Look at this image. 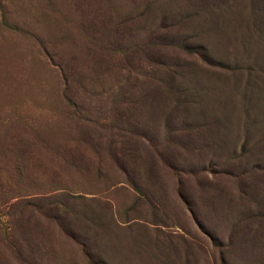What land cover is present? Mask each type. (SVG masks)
I'll use <instances>...</instances> for the list:
<instances>
[{"label":"rangeland","instance_id":"1","mask_svg":"<svg viewBox=\"0 0 264 264\" xmlns=\"http://www.w3.org/2000/svg\"><path fill=\"white\" fill-rule=\"evenodd\" d=\"M0 264H264V0H0Z\"/></svg>","mask_w":264,"mask_h":264}]
</instances>
